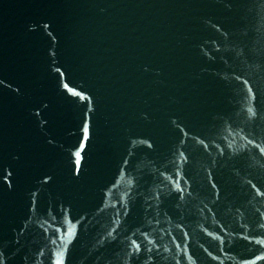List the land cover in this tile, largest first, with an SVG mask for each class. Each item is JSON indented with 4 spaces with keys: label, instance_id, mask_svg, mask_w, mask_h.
Wrapping results in <instances>:
<instances>
[{
    "label": "water",
    "instance_id": "obj_1",
    "mask_svg": "<svg viewBox=\"0 0 264 264\" xmlns=\"http://www.w3.org/2000/svg\"><path fill=\"white\" fill-rule=\"evenodd\" d=\"M0 260L264 264V0H0Z\"/></svg>",
    "mask_w": 264,
    "mask_h": 264
},
{
    "label": "snow or ice",
    "instance_id": "obj_2",
    "mask_svg": "<svg viewBox=\"0 0 264 264\" xmlns=\"http://www.w3.org/2000/svg\"><path fill=\"white\" fill-rule=\"evenodd\" d=\"M88 131H89V130H88V128L86 127V128H85V132H88ZM76 155H80L79 152L76 153ZM136 250H139V244L136 245ZM0 264H3V261H2V260H0ZM58 264H60V262H58Z\"/></svg>",
    "mask_w": 264,
    "mask_h": 264
}]
</instances>
